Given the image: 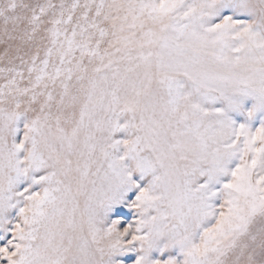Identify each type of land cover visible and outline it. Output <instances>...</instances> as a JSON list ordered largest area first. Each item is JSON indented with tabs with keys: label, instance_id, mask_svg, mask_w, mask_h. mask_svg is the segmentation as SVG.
I'll return each mask as SVG.
<instances>
[{
	"label": "snow or ice",
	"instance_id": "obj_1",
	"mask_svg": "<svg viewBox=\"0 0 264 264\" xmlns=\"http://www.w3.org/2000/svg\"><path fill=\"white\" fill-rule=\"evenodd\" d=\"M0 264H264V0H0Z\"/></svg>",
	"mask_w": 264,
	"mask_h": 264
}]
</instances>
